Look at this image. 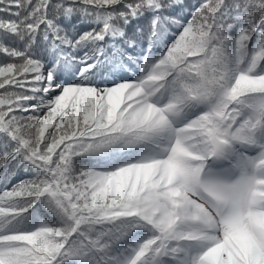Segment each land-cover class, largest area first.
Here are the masks:
<instances>
[{
    "label": "snow or ice",
    "instance_id": "obj_1",
    "mask_svg": "<svg viewBox=\"0 0 264 264\" xmlns=\"http://www.w3.org/2000/svg\"><path fill=\"white\" fill-rule=\"evenodd\" d=\"M0 264H264V0H0Z\"/></svg>",
    "mask_w": 264,
    "mask_h": 264
},
{
    "label": "trees",
    "instance_id": "obj_2",
    "mask_svg": "<svg viewBox=\"0 0 264 264\" xmlns=\"http://www.w3.org/2000/svg\"><path fill=\"white\" fill-rule=\"evenodd\" d=\"M182 2H184V3L190 5V4L195 3V0H182ZM176 11H177V14H178V15H183V14H184V11H181L180 9H177ZM139 23H140L141 25H147V23H148V19L145 18V19L141 20Z\"/></svg>",
    "mask_w": 264,
    "mask_h": 264
}]
</instances>
